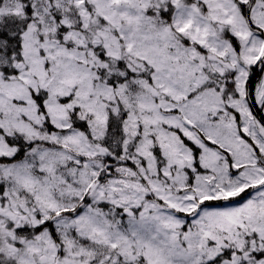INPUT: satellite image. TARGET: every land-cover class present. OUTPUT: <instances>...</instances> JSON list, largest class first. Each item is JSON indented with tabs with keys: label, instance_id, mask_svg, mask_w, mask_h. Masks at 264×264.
<instances>
[{
	"label": "snow or ice",
	"instance_id": "obj_1",
	"mask_svg": "<svg viewBox=\"0 0 264 264\" xmlns=\"http://www.w3.org/2000/svg\"><path fill=\"white\" fill-rule=\"evenodd\" d=\"M0 264H264V0H0Z\"/></svg>",
	"mask_w": 264,
	"mask_h": 264
}]
</instances>
